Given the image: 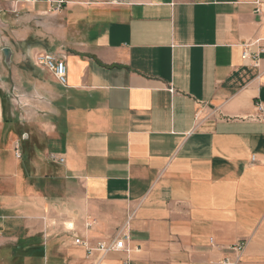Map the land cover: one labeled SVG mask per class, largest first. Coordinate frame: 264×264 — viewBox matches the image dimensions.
Returning a JSON list of instances; mask_svg holds the SVG:
<instances>
[{"label": "crops", "instance_id": "1", "mask_svg": "<svg viewBox=\"0 0 264 264\" xmlns=\"http://www.w3.org/2000/svg\"><path fill=\"white\" fill-rule=\"evenodd\" d=\"M57 11L66 84L0 92V264H264V0Z\"/></svg>", "mask_w": 264, "mask_h": 264}, {"label": "rangeland", "instance_id": "2", "mask_svg": "<svg viewBox=\"0 0 264 264\" xmlns=\"http://www.w3.org/2000/svg\"><path fill=\"white\" fill-rule=\"evenodd\" d=\"M51 6L35 7L25 0H0V92L4 96L8 94L9 99L17 97V106L22 105L19 101L22 92L17 95L16 86L30 90L39 79L58 85L52 72L34 64L37 55L56 49L49 40L55 32L49 20L60 12ZM4 48L12 51L9 63L5 60ZM13 111L15 107L12 106Z\"/></svg>", "mask_w": 264, "mask_h": 264}, {"label": "built area", "instance_id": "3", "mask_svg": "<svg viewBox=\"0 0 264 264\" xmlns=\"http://www.w3.org/2000/svg\"><path fill=\"white\" fill-rule=\"evenodd\" d=\"M49 2L51 5L55 6L56 10H60L63 8L64 4L67 2V0H45ZM263 41L261 39L255 40L253 43H248L245 45V50L243 52V59L251 58L255 63L257 61L256 56H252L250 53V47L254 44L259 45L260 51L264 52V45H260V42ZM34 64L37 67L46 69L50 72H52L55 77L57 78L58 82L62 85H65L67 82V64L66 61L62 58L57 57L54 55V53H48L44 52L42 54L37 55L34 58ZM259 109L262 110V106H259ZM16 156L21 157V151L17 148L16 150ZM53 159H56L53 157ZM60 162L64 161V158H59ZM127 236H123L120 239L110 243L106 244L103 242L98 243L96 248H88V254H91L94 250L106 253L111 250H122L126 249L125 247V240ZM75 243L82 244L87 246V243L81 238L76 237ZM247 242L239 241L235 244H232L228 247L229 253L222 259L220 262L221 264H239L241 262L242 254L246 248ZM231 254V255H230Z\"/></svg>", "mask_w": 264, "mask_h": 264}, {"label": "water", "instance_id": "4", "mask_svg": "<svg viewBox=\"0 0 264 264\" xmlns=\"http://www.w3.org/2000/svg\"><path fill=\"white\" fill-rule=\"evenodd\" d=\"M3 52H4V55H5L6 62L9 63L10 58H11V54H12L11 49L10 48H4Z\"/></svg>", "mask_w": 264, "mask_h": 264}, {"label": "trees", "instance_id": "5", "mask_svg": "<svg viewBox=\"0 0 264 264\" xmlns=\"http://www.w3.org/2000/svg\"><path fill=\"white\" fill-rule=\"evenodd\" d=\"M3 94L1 93V96H2ZM3 97V106L5 105V100H4V95L2 96Z\"/></svg>", "mask_w": 264, "mask_h": 264}]
</instances>
